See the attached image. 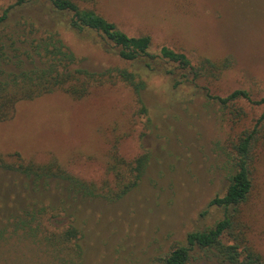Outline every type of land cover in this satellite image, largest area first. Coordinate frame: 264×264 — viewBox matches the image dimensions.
Returning <instances> with one entry per match:
<instances>
[{
    "label": "rangeland",
    "instance_id": "1",
    "mask_svg": "<svg viewBox=\"0 0 264 264\" xmlns=\"http://www.w3.org/2000/svg\"><path fill=\"white\" fill-rule=\"evenodd\" d=\"M15 1L0 0V13ZM76 1L129 36L148 35L151 54L165 46L186 54L194 66L204 59L225 64L221 72H204L195 79L188 73L175 85L178 75L121 61L95 33L66 31L64 40L80 67L95 72L119 67L137 74L144 83L138 98L145 112L131 88L115 82L79 100L57 91L20 102L13 116L0 124L2 153H19L37 163L56 160L99 189L100 196L77 197L69 209L77 210L81 264H161L188 232L221 218V210L207 205L226 188L237 136L252 129L262 115L263 106L239 100L225 110L212 97L235 90L247 91L253 100L264 96V0ZM29 6L27 14L43 8ZM236 109L241 110L238 117L231 112ZM113 153L127 163L145 154L147 163L130 192L108 201L101 195L116 189V175L109 170L115 163ZM250 171L252 190L241 221L251 229L254 248L264 255V121ZM26 183L0 170V226L5 217L19 213L27 199L48 198L44 192L29 197L23 190ZM189 264L218 263L196 259Z\"/></svg>",
    "mask_w": 264,
    "mask_h": 264
},
{
    "label": "trees",
    "instance_id": "2",
    "mask_svg": "<svg viewBox=\"0 0 264 264\" xmlns=\"http://www.w3.org/2000/svg\"><path fill=\"white\" fill-rule=\"evenodd\" d=\"M29 5H42L44 10L27 14ZM66 31L95 33L121 61L142 63L151 72L163 70L170 76L178 75L175 85L187 78L188 73L195 79L204 72H221L225 68L224 63L215 64L208 59L194 66L186 54L165 46L157 55L151 54L148 35L129 36L94 9L80 6L76 0H16L0 13V124L13 116L20 102L57 91L79 100L92 89L115 82L129 86L142 113L145 112L138 98L144 83L137 74L119 67L97 72L80 67L78 57L64 40L63 32ZM160 62L172 65L165 68ZM212 98L225 110L231 109L236 101L245 100L263 106V112L252 129L237 136L230 157L233 169L226 188L207 205L221 210V218L212 226L188 232L184 243L174 246L160 262L189 264L192 260L206 259L218 264H264V255L250 240L251 229H245L246 223L241 221L242 207L252 190L250 166L264 121V96L253 100L247 91L235 90L225 97ZM231 112L236 117L241 115L240 109ZM113 159L115 163L109 170L116 175V189L101 195L108 201H116L130 192L138 184L147 163L145 154L132 163L115 153ZM0 170L24 178L27 183L23 190L29 197L32 193L39 197L40 192L49 195L42 200L28 197L19 213L5 217L0 226V264H81L79 240L82 233L77 225V210L70 213L69 209L77 197L100 196L99 189L68 173L56 160L37 163L23 159L19 153L0 151ZM51 184L55 186V194L50 193ZM57 194L55 199L53 196Z\"/></svg>",
    "mask_w": 264,
    "mask_h": 264
}]
</instances>
